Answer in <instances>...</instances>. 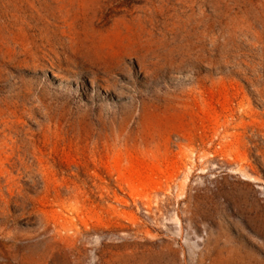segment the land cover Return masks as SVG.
Instances as JSON below:
<instances>
[{
  "label": "rangeland",
  "instance_id": "1",
  "mask_svg": "<svg viewBox=\"0 0 264 264\" xmlns=\"http://www.w3.org/2000/svg\"><path fill=\"white\" fill-rule=\"evenodd\" d=\"M0 264H264V0H0Z\"/></svg>",
  "mask_w": 264,
  "mask_h": 264
},
{
  "label": "bare ground",
  "instance_id": "2",
  "mask_svg": "<svg viewBox=\"0 0 264 264\" xmlns=\"http://www.w3.org/2000/svg\"><path fill=\"white\" fill-rule=\"evenodd\" d=\"M52 77L57 78L58 77L57 73L53 72Z\"/></svg>",
  "mask_w": 264,
  "mask_h": 264
}]
</instances>
